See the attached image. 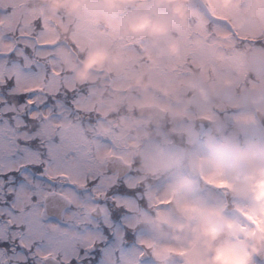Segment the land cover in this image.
<instances>
[{"label":"snow or ice","instance_id":"snow-or-ice-1","mask_svg":"<svg viewBox=\"0 0 264 264\" xmlns=\"http://www.w3.org/2000/svg\"><path fill=\"white\" fill-rule=\"evenodd\" d=\"M77 2L73 15L63 8L29 15L26 0H0V264H186L185 250L156 242L133 224L162 213L175 219L181 210L190 213L184 217L189 224L198 212L222 221L214 244L264 237L252 187L264 166L249 165L252 191L241 197L223 165L203 163L210 158L209 137L264 153V105L246 101L249 93H264V0H188L186 24L171 20L164 35H155L160 56L148 47L147 29L121 32L124 17L150 10L153 0H128L111 10L106 0ZM166 15L161 8L148 20ZM114 50L133 53L137 62L128 67L173 90L193 79L232 90L230 103L185 110L189 127L172 150L195 154L201 162L195 171L141 179L134 162L120 159L113 131L93 106L111 77L77 86L73 74L61 70L65 58L79 65L89 54L106 57ZM167 184L174 187L166 191ZM248 264H264V239Z\"/></svg>","mask_w":264,"mask_h":264},{"label":"rangeland","instance_id":"rangeland-1","mask_svg":"<svg viewBox=\"0 0 264 264\" xmlns=\"http://www.w3.org/2000/svg\"><path fill=\"white\" fill-rule=\"evenodd\" d=\"M26 2H27V4L30 7L29 11H28L29 15L35 14V13L40 12V11L45 10V9L49 13H53V14L56 13V11L54 9L50 10L48 8V4L45 3V0H26ZM179 2H180V0H179ZM65 3L66 2H64L63 5H65ZM73 3H75L77 6L73 7ZM187 3H188V0H187ZM187 3H185V4H187ZM68 4H70V6H72L73 13H71L72 10H69L66 14H68V15L75 14V10L79 6L77 0H74V1H72L70 3H68ZM31 6L34 7V8L31 9ZM121 8H122V6H121ZM111 9H109V10H111ZM130 12H133V11H130ZM171 20H176L179 24H181L183 26L187 22V14H186V16H185L183 21H181V19L178 18L177 16H175L174 14H172L169 17L158 16L156 18V20H155V23H162V24L166 25V28H167V26H168V24H169V22ZM133 23H135V22L132 21L128 16L124 17V25L122 26V29H121L122 35H124V36L139 35V34H132L129 31V26L131 24H133ZM166 32H167V30H166ZM63 35H64V33L61 32V36H63ZM161 35H164V33L161 34ZM145 40L147 41L148 47L152 48L155 52L157 50H159V52H156L157 56H160V55L164 54V52L160 48V44H159V42H158V40H157L155 35H149V33H147V34H145ZM153 40H154V44L152 45L149 41H153ZM173 45L174 44L168 42L167 45H166L167 50L170 51L169 49ZM92 54H94V53H92ZM92 54H89V56L92 55ZM127 58H130L132 60L136 59L135 55L133 53H131V52L126 54V53H124L121 50L112 51L110 54L106 55L105 62L102 64V66L99 68V70H92L91 72H89L85 79L78 80V81H81V83H78V85H77V81H75L74 79L76 78V74L80 71V69L82 68V66H83V64H84V62L86 60L83 63H81L79 65L78 64L76 65L74 63V62H76L74 59L65 58L63 63L61 64V70L62 71H65L67 73L73 74V80H74V83L77 86H80L83 82H85V83H87L89 85H97L98 84V80H104L105 78L111 77V82H110L109 86L102 87L101 90L97 91V93H96V95L94 97V100H93V106H94L95 110L98 113H100V117L104 120L105 125L108 128L110 127V129L113 127L111 125V123H112L111 117L106 116V113H105V112L108 111L107 106L110 103H112L113 106H115L116 104H118L120 102L121 99H123V96L125 94H127V100H125V101L121 100V102L122 103H127L126 106L130 110V108L135 106L136 104L149 103L150 100H152L151 96H150V91L148 89L140 90V92H141L140 96L141 97L139 96V98H137L135 96V93L140 89L139 88V84L141 82L148 81L150 83H154L155 85L162 84L159 80L155 79L152 76L151 73L128 67L129 65H134L135 62L134 61H130ZM98 73H102V75L98 76L97 75ZM86 79H87V82H86ZM127 79H128V81L130 80V84H129V87L125 89V93H123L121 91L118 96L115 95L113 93L114 92L113 90L124 89L125 86H126V83L128 82ZM188 81H186L182 86L176 87L174 90L169 88V87H166V86L164 87V90L167 91V89H168L172 93L176 94L179 91L178 89H180V91H184L185 88L187 89ZM213 90L215 92H217V93L220 92V88L213 89ZM229 91H231V89L221 88V93L223 95L227 94ZM127 92H131V93L128 94ZM202 99L206 100V98H204V97H202V98H195V97L192 98V101L197 103V106L199 107V110H202L205 107V104L202 102ZM162 104H163V106L166 105L167 101L163 100ZM182 105L183 104H181V103H177L176 105H174L173 111L176 112V113L181 112V109L179 107H182ZM259 105H264V103H262V101H260ZM129 112L131 113V111H129ZM127 120H129V121H127ZM116 122L117 123L123 122L124 124L129 125L128 127L133 126L134 131L137 132L138 134L143 133V131H139V128L136 125H134L136 122L132 120V115L129 114V113L127 115L122 116L120 119H116ZM138 122L139 121H137V123ZM246 122L250 123L247 120L244 121V123H246ZM140 123H142V122H140ZM122 124H120V125H122ZM138 126H140V124ZM185 127H189V125L187 123H181V124H179V126L177 128L186 129ZM122 133H123V131H122ZM134 134L135 133H133V135ZM121 138L122 137H120L118 134L114 135L115 141H117L119 144H120ZM135 139L136 138H131L127 142L132 143V145L134 146V144L136 142ZM208 152L210 154V158L208 160L203 161L205 166H208L210 164H221V165H223L225 171L230 173L231 177H233L232 176L233 163L230 162V156L232 154V150L229 151V152L228 151H223L220 148V145L217 144L215 146H210ZM146 153L149 155V158H150L152 163L147 161ZM174 153H175V151L172 152V153H166L163 150L158 151V150L155 149L154 145H152V144L147 145V148L145 149V151H143V154H142L144 163L146 165V169H148V170H150L152 172H156L158 170H161L162 168H166L167 166H169V164H171L173 162L174 159H176V155ZM246 154H247V152H244L243 156L245 157ZM164 155L168 156V160L167 161H170V162L167 163L164 160L165 158L159 160V157H162ZM250 155L251 156L247 157L249 160L245 159L244 162L242 163V160L244 159V157H243L242 159H239V161H238L241 165H243L245 167L244 168L245 170L246 169L248 170V172H249V165L250 164L259 163V164H261L263 166V163H264V159H256V158H263L264 157V153L258 152L257 149H256V151L254 153L250 154ZM188 156L190 158H193V161H194L196 166H198V164L201 163L196 158L195 154H189L188 153ZM161 166H164V167H161ZM242 181H244V180H242ZM241 186H243V184H241ZM187 214H190V213H187ZM196 215H197V217H205V216H207V214L203 213V212H198ZM198 234L199 233L197 232V230H195V235H194V237L196 238V240L194 239L196 241L195 247L192 246V241H188L187 242V241L181 240V239H178L177 241H172L170 239H166V238H170V237H165V236H161L163 238H159L157 240V242H165V243L171 242L172 244L176 245L181 250H185V251H186L185 247L189 246L187 248V254H188V259H189L190 258V256H189L190 252H198V251H200V245L202 244L203 239L202 238L197 239ZM169 263H176V262H174L172 259H167V260L162 261V264H169Z\"/></svg>","mask_w":264,"mask_h":264},{"label":"clouds","instance_id":"clouds-1","mask_svg":"<svg viewBox=\"0 0 264 264\" xmlns=\"http://www.w3.org/2000/svg\"><path fill=\"white\" fill-rule=\"evenodd\" d=\"M63 0H53V7H57ZM160 2V0H158ZM109 9L121 5L127 4L128 0H106ZM187 3V0H180L179 3L172 9L175 16L184 20L187 10L183 6ZM224 4L228 3V0H223ZM77 5L73 3V7ZM147 29L149 35H159L166 32V25L162 23H150L147 17H140L137 21L129 26V31L132 34H140L143 30ZM170 51H175V45L171 46ZM106 57L102 53H94L90 55L84 62L80 71L76 74L78 80H83L87 77L88 73L92 70H99L102 64L105 62ZM246 179H251L247 177ZM254 198L260 201L259 214L264 219V172L258 174L257 180L253 184ZM222 221L209 220L205 221L200 226V231L197 239L202 238L203 243L200 245V251L190 252V258L187 264H248L249 257L258 251L257 247L246 248L244 244L234 243L227 239L218 240L221 233ZM259 237H257V244L259 243ZM196 241L192 242V246L195 247ZM247 249V250H246Z\"/></svg>","mask_w":264,"mask_h":264},{"label":"flooded vegetation","instance_id":"flooded-vegetation-1","mask_svg":"<svg viewBox=\"0 0 264 264\" xmlns=\"http://www.w3.org/2000/svg\"><path fill=\"white\" fill-rule=\"evenodd\" d=\"M124 160H126L127 158L126 157H124L123 158ZM169 177H171V178H175V176H169ZM168 177V178H169ZM141 179H144L145 178V176L143 175V176H141L140 177ZM174 187V185L173 184H167L166 185V191L167 190H170L171 188H173ZM260 208V207H259ZM259 208L257 209V211H258V213H259ZM260 215V214H259ZM261 217V216H260ZM198 220V219H197ZM199 230V229H198ZM257 237H259L260 239H259V243L257 244ZM256 238H255V240L253 241V240H249V241H243V242H239V243H241V244H244L245 246H246V248H250V247H257L258 249H259V247H260V244H261V241H262V239H264V237H261V236H257ZM229 241H231V240H229ZM232 242V241H231Z\"/></svg>","mask_w":264,"mask_h":264},{"label":"water","instance_id":"water-1","mask_svg":"<svg viewBox=\"0 0 264 264\" xmlns=\"http://www.w3.org/2000/svg\"><path fill=\"white\" fill-rule=\"evenodd\" d=\"M159 109L156 105H144L137 108L139 114H153L155 110Z\"/></svg>","mask_w":264,"mask_h":264},{"label":"trees","instance_id":"trees-1","mask_svg":"<svg viewBox=\"0 0 264 264\" xmlns=\"http://www.w3.org/2000/svg\"><path fill=\"white\" fill-rule=\"evenodd\" d=\"M49 1H51V4H53V1L52 0H49ZM72 1H74V0H63L62 3H59L58 4V6H57L58 9H56V10H60L61 8L64 9V12H67L69 10H72V6H70V4H68V3L72 2ZM64 2H66L65 4L68 5L67 7H64V5H63Z\"/></svg>","mask_w":264,"mask_h":264},{"label":"bare ground","instance_id":"bare-ground-1","mask_svg":"<svg viewBox=\"0 0 264 264\" xmlns=\"http://www.w3.org/2000/svg\"><path fill=\"white\" fill-rule=\"evenodd\" d=\"M148 157H149V155H148ZM164 158H165V160H168V157H167V156L159 157V160L164 159ZM149 160H150V158H149ZM150 161H151V160H150Z\"/></svg>","mask_w":264,"mask_h":264}]
</instances>
